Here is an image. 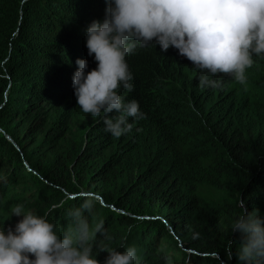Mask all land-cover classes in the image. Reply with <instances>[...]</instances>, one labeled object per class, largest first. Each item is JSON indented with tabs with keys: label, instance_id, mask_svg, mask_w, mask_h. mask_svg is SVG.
<instances>
[{
	"label": "trees",
	"instance_id": "1",
	"mask_svg": "<svg viewBox=\"0 0 264 264\" xmlns=\"http://www.w3.org/2000/svg\"><path fill=\"white\" fill-rule=\"evenodd\" d=\"M107 0H0V227L24 211L75 234L70 213L103 224L93 256L137 249V264H224L241 212L264 217V54L253 55L246 85L209 75L174 47H137L126 57L144 119L119 138L103 114L81 111L76 60L88 61L86 29L103 21ZM221 87L200 85V77ZM110 115L115 117L117 113ZM9 136L10 139H7ZM123 245V247H121ZM235 250V246H234Z\"/></svg>",
	"mask_w": 264,
	"mask_h": 264
},
{
	"label": "clouds",
	"instance_id": "2",
	"mask_svg": "<svg viewBox=\"0 0 264 264\" xmlns=\"http://www.w3.org/2000/svg\"><path fill=\"white\" fill-rule=\"evenodd\" d=\"M107 4L103 21L94 20L86 29L88 55L94 54L97 68L86 72L88 61L78 58L73 88L81 111L93 118L103 114L105 130L116 138L131 132L129 118H145L138 101L125 103L119 91L134 90L126 57L137 47L153 42L163 51L174 47L197 69L211 76L231 75L242 86L253 55L264 54V0H107ZM209 75L200 77V85L221 87ZM92 206L86 199L71 212L76 232L60 235L46 216L25 212L17 204L11 215L23 218L14 229L0 227V264H100L93 256V241L104 233L103 224L90 226L82 215ZM238 206L241 212L230 233L239 234L240 240L230 238L224 256L227 260L235 256L237 264H264V217L257 210L249 212L241 200ZM100 251L108 253L104 264L138 262L134 246L123 252ZM213 255L224 264L219 251Z\"/></svg>",
	"mask_w": 264,
	"mask_h": 264
},
{
	"label": "water",
	"instance_id": "3",
	"mask_svg": "<svg viewBox=\"0 0 264 264\" xmlns=\"http://www.w3.org/2000/svg\"><path fill=\"white\" fill-rule=\"evenodd\" d=\"M7 139H10L9 136H6Z\"/></svg>",
	"mask_w": 264,
	"mask_h": 264
}]
</instances>
